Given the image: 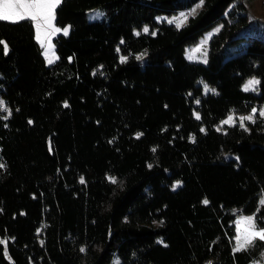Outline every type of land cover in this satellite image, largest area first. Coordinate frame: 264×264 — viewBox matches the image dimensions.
Masks as SVG:
<instances>
[{
	"label": "trees",
	"instance_id": "1",
	"mask_svg": "<svg viewBox=\"0 0 264 264\" xmlns=\"http://www.w3.org/2000/svg\"><path fill=\"white\" fill-rule=\"evenodd\" d=\"M198 2L62 0L53 65L32 22H0V264L262 261L259 239L232 250L230 223L237 209L264 213V128L213 124L264 103V29L241 34V0H203L179 29L158 20ZM99 6L106 18L89 21ZM218 24L207 63L188 61ZM249 78L257 95L242 90Z\"/></svg>",
	"mask_w": 264,
	"mask_h": 264
},
{
	"label": "snow or ice",
	"instance_id": "2",
	"mask_svg": "<svg viewBox=\"0 0 264 264\" xmlns=\"http://www.w3.org/2000/svg\"><path fill=\"white\" fill-rule=\"evenodd\" d=\"M62 4V0H0V22H7L11 24H17L22 21L28 20L32 22L34 30H35V39L39 43L40 47L44 49L43 55L46 59L48 65H53L56 63L60 57L57 55L55 50V45L53 44V37H55L58 33H63V35H68V28L61 29L55 25L56 18V10ZM203 4V0H199V3L196 7H200ZM196 7H194L188 13H181L178 18H174L168 20L169 24H175L176 28L179 29L183 27L185 23H187L189 16H194L196 14ZM144 32H148V28H144ZM139 35V33H137ZM123 43V41H122ZM0 45H3L4 54L7 55L9 48L6 42L0 41ZM203 47V45H202ZM119 51V49H117ZM196 52H200L201 48H197ZM194 56L190 55L189 59H193ZM137 59H143V56L137 57ZM127 57L121 56L120 63H126ZM202 63H207V52L203 53V59L200 61ZM95 75V73H94ZM260 81L257 79L249 80L243 87V91H256L257 86ZM204 92L208 94L211 92L212 94H217L215 89L209 88L207 84L204 85ZM69 105L67 103L64 104V107L67 108ZM0 111H5L11 116V110L4 105L3 101H0ZM195 119L200 120L201 116L196 113ZM257 116V110L255 108L252 109V113L248 116L239 117V126L244 128L246 131L248 130L245 122L255 123ZM259 116L264 118V110L259 112ZM237 117L235 113L229 114L226 119L221 121L220 127L217 128V131H220L224 125H228L230 127L236 126ZM32 123V121H29ZM201 132H205L204 128H201ZM142 133H138L136 138L139 139ZM196 137L193 135L191 137V141L195 143ZM153 152L156 151L155 148L152 149ZM0 167H3L0 164ZM151 167V165H149ZM111 183H116V179L110 177ZM80 183L84 184L85 180L83 177L80 179ZM179 186V185H177ZM205 205L208 204V201L205 199L203 201ZM261 205L264 206V200H261ZM237 235L234 238L236 241L234 252H240L246 248L247 245H250L254 240L259 239L260 241H264V228H257L256 218L255 216H247L241 217L237 222ZM0 244L5 246L4 254L7 256V240H0ZM166 246V245H165ZM85 249H81V252H84Z\"/></svg>",
	"mask_w": 264,
	"mask_h": 264
},
{
	"label": "rangeland",
	"instance_id": "3",
	"mask_svg": "<svg viewBox=\"0 0 264 264\" xmlns=\"http://www.w3.org/2000/svg\"><path fill=\"white\" fill-rule=\"evenodd\" d=\"M241 2L243 3V5H244V7L246 9L247 20H248L247 22H249L248 25H247V27L243 29V31L241 32V34H243L244 36H251L252 33H253V31H259L260 29H264V0H241ZM196 5L192 6L190 9H185V10H182V11H178V12L172 14V15L160 16V17H158V20L160 22L163 21V22L169 24L168 23V20H171V19H174V18H178L181 15V13H188V12H190L194 7H196ZM200 8H201V6L200 7H196V13H197V11ZM105 18H106V11H105V9L103 7H100V6L99 7H94V8H92V9H90V10L87 11V19L89 21H101V20H104ZM55 25L57 27L61 28V29L68 28V31H69V26L68 25H66L65 27L59 26L56 23V18H55ZM173 25H175V24H173ZM144 28L145 27L142 28V31L143 32H144ZM221 28H222V24L216 25L214 28H212L209 31L205 32L198 39V41L194 45H191V46L186 47L185 58L188 61H191V62H199V63H201L203 65L206 64V63L200 62L203 59V53L206 51L207 52V55H208V53L210 51V39L212 38V36L214 34L218 33V31ZM148 31H149V29H148ZM152 33L154 34L155 31H153ZM59 34H62L63 35L62 32L61 33H58V35ZM53 40H54V37H53ZM52 42L54 44V41H52ZM202 45H203V47H202ZM197 48H201V51L200 52H196L195 50ZM43 51H44V49H42L41 52L43 53ZM190 55L194 56V58L193 59H189V56ZM43 57H44V55H43ZM44 59H45V57H44ZM45 62H46V59H45ZM251 79H256V78H249L243 84L242 88ZM201 83H202V86H203V92H204V85L205 84H207L209 86V88L212 89V86L209 83H206L205 81H201ZM250 92L254 93V95H257L258 94V90L254 91V92L253 91H250ZM204 94H205V92H204ZM0 101H2V100L0 99ZM253 108H255L257 110L256 122L255 123H249V122L246 121L245 124H246L247 129L250 130V128L253 127V126H256V127H259V128H261V127L264 128V118H261L259 116V112L261 110H264V103H259L257 101L256 97H253L252 102L248 103L247 106L243 110L240 111V110H237V109H231L230 110V113H228L226 115V117L219 119L213 125L216 126L217 128L220 127L221 121L224 120V119H226L229 114H232L234 112L235 113V116L237 117L236 126H239V117L250 115L252 113V109ZM3 112H4L5 115H8L7 112H5V111H3ZM226 126H228V125H224L221 129H224ZM201 128H203V127H201ZM176 183L177 182H173V184H176ZM261 200H264V189L261 192V196H260L259 202H261ZM260 205H261V203H260ZM262 208L264 209V206H262ZM253 215L256 218L257 228L258 229L264 228V213L262 215H257V213H255L254 211H251L249 213H245L244 212V214H243V213L240 212V210L237 209L236 216L232 220V222L230 223V226H231V228L233 229V232H234L233 233V236L231 238V241H230L231 248H232L233 251H234V247H235V244H236V241H235L234 238L237 235V224H236V222L241 217H247V216H253ZM116 263H117V259L114 260V264H116ZM254 264H264V256H263L262 261L256 262Z\"/></svg>",
	"mask_w": 264,
	"mask_h": 264
},
{
	"label": "crops",
	"instance_id": "4",
	"mask_svg": "<svg viewBox=\"0 0 264 264\" xmlns=\"http://www.w3.org/2000/svg\"><path fill=\"white\" fill-rule=\"evenodd\" d=\"M197 4V3H196ZM196 4H194V5H196ZM34 37H35V30H34ZM39 44V43H38ZM41 51H42V49H41ZM43 54V53H42Z\"/></svg>",
	"mask_w": 264,
	"mask_h": 264
}]
</instances>
